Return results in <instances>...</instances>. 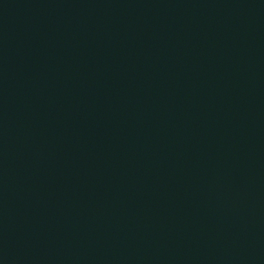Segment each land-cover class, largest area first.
Listing matches in <instances>:
<instances>
[{
  "label": "water",
  "instance_id": "obj_1",
  "mask_svg": "<svg viewBox=\"0 0 264 264\" xmlns=\"http://www.w3.org/2000/svg\"><path fill=\"white\" fill-rule=\"evenodd\" d=\"M0 264H264V0H0Z\"/></svg>",
  "mask_w": 264,
  "mask_h": 264
}]
</instances>
